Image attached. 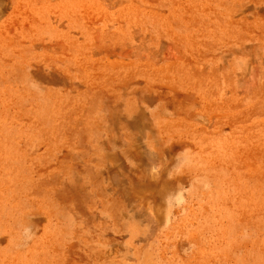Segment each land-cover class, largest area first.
<instances>
[{"label":"rangeland","instance_id":"obj_1","mask_svg":"<svg viewBox=\"0 0 264 264\" xmlns=\"http://www.w3.org/2000/svg\"><path fill=\"white\" fill-rule=\"evenodd\" d=\"M0 264H264V0H0Z\"/></svg>","mask_w":264,"mask_h":264}]
</instances>
